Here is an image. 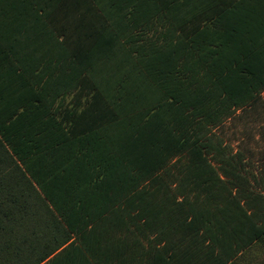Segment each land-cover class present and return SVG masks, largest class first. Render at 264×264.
<instances>
[{
  "label": "trees",
  "instance_id": "1",
  "mask_svg": "<svg viewBox=\"0 0 264 264\" xmlns=\"http://www.w3.org/2000/svg\"><path fill=\"white\" fill-rule=\"evenodd\" d=\"M263 100L264 0L0 2V264H228Z\"/></svg>",
  "mask_w": 264,
  "mask_h": 264
},
{
  "label": "rangeland",
  "instance_id": "2",
  "mask_svg": "<svg viewBox=\"0 0 264 264\" xmlns=\"http://www.w3.org/2000/svg\"><path fill=\"white\" fill-rule=\"evenodd\" d=\"M225 141L236 142L243 139L245 144L255 152L264 149V100L249 110L240 118L227 122L224 126Z\"/></svg>",
  "mask_w": 264,
  "mask_h": 264
},
{
  "label": "crops",
  "instance_id": "3",
  "mask_svg": "<svg viewBox=\"0 0 264 264\" xmlns=\"http://www.w3.org/2000/svg\"><path fill=\"white\" fill-rule=\"evenodd\" d=\"M18 2L20 0H0V2ZM19 10L14 13L18 14ZM228 264H264V241L259 240L253 243L250 247L241 251L235 258Z\"/></svg>",
  "mask_w": 264,
  "mask_h": 264
}]
</instances>
